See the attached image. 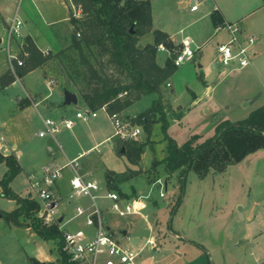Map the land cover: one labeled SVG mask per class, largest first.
Instances as JSON below:
<instances>
[{
    "label": "crops",
    "instance_id": "crops-1",
    "mask_svg": "<svg viewBox=\"0 0 264 264\" xmlns=\"http://www.w3.org/2000/svg\"><path fill=\"white\" fill-rule=\"evenodd\" d=\"M31 1L36 6L37 0ZM150 1L154 30H160L167 33L174 45V49H180L182 42L186 38H190L193 41L194 49H200L197 51L195 58L192 61L184 63L178 67L177 71L163 87L162 100L165 104H168L171 107V111L176 114H181L182 117L184 115L183 106L179 104V99L181 97L188 99L190 96V100L192 99L191 105L200 103L204 97H207L213 91V88H211L213 82L216 80H223L228 75L239 78V83L245 89V94L242 98V103H245V107L254 105L251 111H248V116L253 111L264 105V47L261 40L254 37L256 39L255 43L250 47V64L234 73L225 69L217 58L214 62H209L206 50L208 49V46L213 45L216 53V49L219 44L227 43L230 40V33L225 28V25L228 24L239 25L243 32L241 38L242 40H244L247 36H252L250 34H246L242 26L245 20L264 9V0H201L200 2L199 0H194L193 3L191 0H163L165 3L168 1V3H171L172 5L175 4L176 8L181 10L191 6L190 10L192 14L200 12L199 7L196 11H192V7L195 3L198 5L202 4L203 10L201 11L200 16L190 18L155 17V7L157 6V3L156 0ZM5 2L15 3L16 5L15 9H11V7L6 5L5 9L7 13L12 14L18 9L16 1L9 2L5 0ZM23 2L24 0L22 3ZM65 2L68 5V2ZM22 3L19 7V16ZM70 4H72L71 0ZM35 8L38 14L37 17H40L39 19L42 20L43 24L50 27L54 26L55 22H46L38 8ZM2 9L3 6L0 5V46L4 43L7 45L5 28L6 19L2 15ZM214 11L220 12L224 26L216 27L214 25L211 18ZM25 17L27 18L28 16L26 15ZM69 17L71 16L64 19L69 23L72 29ZM25 28L26 31H23V34H25L26 37H30L39 50L44 53L52 51L50 48L42 49L37 44L35 37H33L30 33L28 23H26ZM223 32L226 33V35H222ZM250 33L255 32L250 30ZM56 38L60 42V46H58V49L55 51L60 52L69 44V42L61 36L60 32H56ZM147 38L149 41L146 40ZM142 39L147 41L144 44L141 43L143 46L153 43L154 41L152 33L145 35ZM158 53H164L167 55L166 62H163L162 64L158 62L156 57L157 64L160 67H164L171 56L168 52L161 50H158ZM5 58L6 60H0V78L9 71L8 58L7 56ZM38 71L41 72L45 78V72L43 69L38 68L20 78L19 81H16L5 88H2L0 84V92L4 94L10 88L14 87L17 82L22 83L23 80ZM46 80L48 88H51L52 91L48 90L43 94L42 92L32 93L29 90H25L26 97L22 98L20 96H16L14 100L16 102L15 108L10 110V114L7 115L6 120H0V154L5 157L10 155L16 156L21 169L26 173L28 179L30 180V177L34 176L30 171L35 165L31 160V157L34 156L35 153L34 150L30 149L28 146H25L24 149L21 148V145H27V138H25V134L28 129L29 117L36 111H39L41 106L44 108V115L41 114V120L39 123L42 126V129L39 130V133L45 129L43 122L44 119L59 120L62 118H69L74 121V128L72 130H62L56 138L48 135L41 138L39 133L37 135L40 139L46 140L41 148L42 150L36 155L40 160L45 157V165L41 170V176L39 178L34 176V178L41 179L44 176V169L46 168L50 170H62V177L57 181L53 191L56 196L61 198V220L66 222L72 218L77 206L88 207L90 205L89 200L86 198L69 201V181L73 176V172L67 166L68 161L75 160L81 156L84 158L96 151L97 154L93 155L87 163H84L79 169V172L87 180L97 181L105 189L110 190L107 187V184L103 182L101 176L108 171H112L116 174H124L128 171L136 173L139 172V164L142 162L145 153L138 165L131 164L126 156H119L116 154V144L122 143L116 137L115 138L117 140L113 142L114 145L103 152L101 150V146L105 145L107 141H110L113 134L106 136L105 138V135L100 130V127H98L99 124H95L94 126H97L89 133V136L87 135L89 140L92 142L89 146H85L82 141L83 139H80V142L77 143V150L73 151L69 147L66 149L65 147L68 146L67 141L70 139V135L73 133L74 129L79 126V119L75 118L70 107L73 105L76 107L82 105V108H88L85 106L81 95L75 89L65 92L54 85L51 86L49 84L50 81L48 79ZM168 84H170V87H168ZM256 88L258 91L257 93L255 91ZM66 93L75 95L77 97V104H69L65 98ZM157 99L158 96L149 95L127 108L121 113V115L131 121L134 116L149 109L153 102ZM145 100H148V102L138 106V104H142ZM77 110L80 111L81 109L79 108ZM204 112L210 113L209 109H204ZM181 117L179 119H171L170 124L179 123ZM214 119H216L214 127L222 120H226L225 115H221L220 112L214 113ZM58 136H61L65 142L64 149L60 146ZM150 142L152 143L151 145H153L151 140ZM57 147L62 149V153L57 152ZM151 148H153V146ZM262 152H264V149L251 154L240 163L229 167L223 173H210L207 177L212 176L215 180V185L218 178L224 179L227 182V190L223 192L214 191V199L209 197L210 201H208V197L206 195L208 193H203L202 196L199 197L200 199L198 200L193 212L188 213L187 216L181 215L183 213L180 212H183L188 198L186 194L184 197L182 196L183 198L181 197V200L179 197L176 203L172 204L173 209H175L177 202L180 200V203L176 208L172 225L169 229V234L161 235L162 220L157 217L158 215H156L157 213L155 210L149 214L141 215V222H131L127 225L128 229H121V227H119V232L117 233L122 235V241L125 242V244H127L133 251L140 253V259L144 264H264V187L258 186L256 190H253L252 184H258L253 182L251 178L246 176L244 173L247 168L252 166L253 156L262 154ZM154 159L152 163L155 161ZM163 159L156 158V161H161ZM3 164L4 165L0 164L1 167L3 166L2 176L0 173L2 179L8 171V167L5 163ZM161 165L164 168V164ZM89 166L94 167L93 170L97 168L95 170H98V172L102 174H100L101 178H93L92 172L88 170ZM164 175V177H166V174ZM206 178L201 180H205ZM2 179L0 178V181ZM159 179L160 178L154 179V177H151L149 181L151 185H156L160 183ZM262 181L264 182V180H261L260 182ZM12 183L10 187L12 186ZM122 185H124V183ZM132 191L133 193L130 194V196H133L135 193L137 198L127 197L125 196V194H127L125 192L123 194L118 193L125 200L134 201L139 199L140 196L134 188ZM0 192L2 193L1 187ZM218 194L223 200L221 204H218L217 202ZM26 197H30L38 202V200L33 196L29 195ZM146 197L150 198V196ZM106 201L109 202L110 206L109 208L106 207L104 210H111V202L108 200ZM15 204L16 206L14 210L18 207L16 202ZM146 205L143 212L146 210ZM156 205L157 203L154 202V206ZM14 210L10 211L9 209L0 208V242L3 239L6 240V244L3 245L4 249L3 247L1 248L5 253L7 249H10L6 256L0 257V264H11L10 255L16 253V251L22 254L24 261L27 264H32L31 259H35L40 264H57L61 256L55 241V249L58 252V256L55 259L52 257L48 258L44 254L40 255L33 250L28 252L25 246H28L32 241L34 242V240L36 241V238H39V236L30 227H28V225L15 226L5 222L1 213H9ZM179 213L180 216H178ZM111 215L119 219L126 218H120L113 212H111ZM116 226H121L118 221H116ZM108 227L112 231H115V229H112L111 225L108 224ZM67 228L69 230L77 228L87 229L83 219L70 222L67 225ZM141 229H149L151 231L150 238L152 237L160 243V248L158 250H153L148 246V239L135 237V233ZM155 231L159 233L158 236L153 235ZM130 232L131 237L135 238V241L137 240L135 242V246L137 247H133L134 245L132 242L124 240L125 237H128ZM39 239L42 240L41 238Z\"/></svg>",
    "mask_w": 264,
    "mask_h": 264
},
{
    "label": "trees",
    "instance_id": "trees-1",
    "mask_svg": "<svg viewBox=\"0 0 264 264\" xmlns=\"http://www.w3.org/2000/svg\"><path fill=\"white\" fill-rule=\"evenodd\" d=\"M71 1L76 10L81 12L79 18L71 15L70 22L74 27L71 45L56 55L49 52L46 54L39 50L30 37H26L20 53L24 63L22 66H16L18 77L22 78L38 68H43L54 57L72 51L79 58L78 61H72V83L89 110L106 108L110 115L122 113L143 98L156 95L158 99L152 106L134 116L131 122L141 126L149 136L155 124H160L164 133H167L170 120L179 119L181 114L169 115L171 107L163 102L162 93L163 87L178 67L172 58L168 59L164 67L157 64L158 47L163 45L171 51L174 45L167 33L153 29L151 1ZM211 18L216 27L224 26L219 11H214ZM149 33L153 34V43L141 46V39ZM88 53L97 56L95 64L90 60ZM14 82L16 77L10 69L0 78L2 88ZM165 139L168 141L167 155L161 161H154L153 167L164 164L166 181L177 177L183 191L186 176L190 171L204 179L212 172L223 173L251 154L264 149V105L242 121L232 123L222 120L215 126L214 136L208 139L193 135L182 145L167 136ZM149 143L150 140L122 142L119 156H126L131 164L138 165ZM0 163H5L8 167L7 173L0 181L2 195L14 200L18 205L12 212L1 213L5 222L15 226L28 225L42 240L55 241L61 256L57 264H71L62 250L61 231L56 225H44L37 218L39 203L30 197L19 196L10 187L22 171L16 156L5 157L0 154ZM128 179L130 178L127 172L116 174L108 171L106 184L110 190L123 194L119 186ZM179 203L180 200L177 205ZM31 262L40 264L35 259H31Z\"/></svg>",
    "mask_w": 264,
    "mask_h": 264
},
{
    "label": "rangeland",
    "instance_id": "rangeland-1",
    "mask_svg": "<svg viewBox=\"0 0 264 264\" xmlns=\"http://www.w3.org/2000/svg\"><path fill=\"white\" fill-rule=\"evenodd\" d=\"M68 2V5L66 2ZM37 0L36 6L33 4L31 0H24V2L21 5L20 10V19L24 23L23 31H26V23H28V28L30 30V33L33 37H35V40L37 41V44L42 48H50L52 51H49L52 55H56L59 52H56L55 50L58 49V46H60V42L56 38V32H60L61 36L64 37V39L68 40L69 44L65 46L63 49H67L71 45L72 35L74 32V27L72 26V29L69 25V23L64 19L68 16L74 15L78 16V12L74 10V7L72 4H70V0ZM192 3L194 0H191ZM201 0H199L200 2ZM157 6L155 7V17H199L201 14V11L203 10V6L198 5L200 12L196 14H192L189 6L186 9H178L176 8V5H172L171 3H165L163 0H156ZM196 4V3H195ZM0 5L3 6L2 9V15L4 18L11 19L13 18V14L7 13L5 6L8 5L11 7V9H15V3H7L5 0H0ZM41 12L42 16L44 17V20L46 22H55L54 26L50 27L48 25L43 24L42 20H40V17H37V10L36 8ZM71 7V8H70ZM71 12V15H70ZM27 18L25 17L26 15ZM71 19V17H69ZM79 18V17H77ZM70 22V20H69ZM71 23V22H70ZM5 28H6V36H7V25L5 21ZM243 29L245 30L246 34H250L253 37L258 38L262 41L263 47H264V9L256 13L255 15L251 16L247 20L244 21ZM250 30H253L255 33H250ZM72 32V33H71ZM222 35H226V33H222ZM70 38V39H69ZM26 35L23 34V41H25ZM149 41V39H146ZM141 39L140 45L143 46L144 43L147 41ZM143 43V44H141ZM19 43L17 41H13L11 43V49L14 53H19L21 51V48L18 45ZM214 46L210 45L208 46L207 50V56L209 62H214L217 58V55L214 51ZM172 51V50H171ZM47 53V52H45ZM7 56V45L4 43L2 46H0V60L5 59ZM88 56L90 60L95 64L97 60V56L95 54H89ZM76 60L78 61V55L72 51H66V54L64 55H58L51 59L49 62H47L44 67L42 68L45 72V78L49 81L54 82V86L60 88L61 90L65 91H72L75 89L77 92L78 90L74 87L73 83V71L71 69L72 61ZM157 60L160 64L163 62L165 63L167 60V55L164 53H158L157 54ZM7 62V61H6ZM76 64H78L76 62ZM110 73V72H109ZM44 78V76L41 74V72H35L28 78L21 82H17L16 85L12 88H10L8 91H6L4 94L0 92V120L4 121L7 119V115L10 114V110H13L16 106L15 97H26L25 90H29L32 93L35 92H42L43 94L46 93L48 90L52 91L51 88H48L47 86V80ZM239 78L236 76L228 75L223 80H216L213 82L212 87L213 91L207 96L204 97L203 100L200 103L191 105L192 99L190 100V96L188 99L181 97L179 100V104L183 106V112L184 115L181 117L179 123H171L169 128L167 129V133H164L162 127L160 124H155L152 128V132L150 136L146 133L141 134L138 141H148L149 139L153 142H150L146 148V152L144 154L142 162L140 165V171L137 173H132L130 171L127 172L128 179L124 185L120 184V191L122 193H127L125 196L127 197H133L137 198L136 194L134 193L133 196H130V194L133 193V188L137 192V194L141 197L150 196V198H144V202H146V210L142 212L141 215L149 214L156 211L157 217L162 220L161 223V235L169 234V229L172 225L176 208L173 209V205L175 204L177 199L180 197V200L184 197L186 194L187 196V204L183 209V213L181 215L187 216L188 213H192L195 206L198 203L199 197L202 196L203 193L206 194L208 197V201H210L209 197L213 198V192L216 191H226L227 190V182L222 179L218 178L215 180L212 178V176L207 177L205 180H201L197 174L193 171H190L186 176V183L184 190L181 191V184L177 177H173L169 182L166 181V177H164V168L162 165L158 166L157 168L153 167V159L156 161L157 159H163L167 155V145L168 141L165 139L166 136L175 140L177 144L182 145L185 142H187L193 135H201L203 139H208L215 134V127L214 123L216 122V119H214V113L220 112V114L225 115V119L229 120L230 122H238L246 119L248 117V111H251L254 105H251L249 107H245V103H242V98L244 97V91L245 89L242 87V85L238 81ZM255 90V89H253ZM256 93L257 88H256ZM148 100H145L142 102L143 105L147 103ZM165 103V102H164ZM169 106L168 104H166ZM137 106V107H138ZM136 107V108H137ZM81 109L80 111H86L87 109L82 108V105L76 107L73 105L70 107L71 111H73V114L75 116L77 109ZM204 109H209L210 113H205ZM170 116L174 115L175 112L171 111L168 112ZM41 114L44 115V108L41 106L39 108V111H36L29 117V124L28 129L25 134V138H27V145H21V148L24 149L25 146H28L30 149L34 150L35 155L31 157L32 162L35 164L31 169V173L36 177L39 178L41 176V170L43 168L45 157H43L42 160L38 159L36 156L38 152H40L45 143L46 140L40 139L37 135L39 133V130L42 129V126L39 124L41 120ZM77 122V120H76ZM95 124H99L98 127H100V130L102 133L106 136H110L113 134L110 141H107L105 145L101 146V150L105 152L109 147L113 146L117 139L114 136V130L111 125V121L109 119L108 114L106 111L101 110L95 119H89L88 121L79 120V126L76 127L73 131V133L70 135V139L67 141L68 146L65 147V142L61 136H58V141L60 143V146L64 149V147L67 149L68 147L71 150H77V143L80 142V139L83 141L85 146H89L92 142L89 140L87 135L89 136V133L94 130V128L97 126H94ZM103 137V138H104ZM121 142V141H120ZM121 144H116L115 146V152L117 155H119ZM153 146V148H151ZM65 149V150H66ZM57 152L62 153V149L60 147H57ZM97 154V152H93L92 154H89L85 156L84 158L79 160L80 168L83 166L84 163H87L93 155ZM119 158V157H118ZM1 165H4L3 163H0ZM6 165V164H5ZM92 172V177L97 179L101 178L103 182H106V175L107 172L102 175L98 172V170H93L94 167L89 166L88 167ZM2 169L3 166H0V173L2 176ZM88 171V172H90ZM155 172V175H154ZM246 176L250 177L251 180L256 184H252L253 190H256L258 186L264 187V182H260L261 180H264V152L262 154H258L256 156H253L252 158V166L250 168H247L244 172ZM100 174L102 175L100 177ZM154 175V176H153ZM0 178L2 179V177ZM151 177L160 178V183L156 185H151L150 179ZM118 179V178H116ZM260 182V183H258ZM12 189L14 192L19 194L20 196H33L36 197L35 192L31 188V182L28 179L26 173L22 170V172L16 177L14 182L12 183ZM186 192V193H185ZM120 193V192H119ZM211 193V194H210ZM180 194V196H179ZM183 196V197H182ZM182 197V198H181ZM154 202L157 203L156 206H154ZM218 204H221L223 200L221 199L220 195L218 194L217 197ZM90 203V202H89ZM98 203L103 209V216L105 218V222L112 226V229H115L113 232H119V227L121 229H128L127 225H129L131 222H141L142 216L141 215H132L128 216L124 219H119L116 217H113L111 215V210H104L106 207L109 208L110 204L104 199L98 200ZM16 204L14 200L5 198L2 193L0 192V208L2 209H9L14 210ZM11 208V209H10ZM180 213L178 216H180ZM177 216V219H178ZM116 221L119 222L121 226H116ZM154 236H158L159 233L155 231L153 233ZM124 240H128V242H132L133 247L135 246V238L131 237V232L129 233L128 237H125ZM6 244V240H2L0 242V257H4L7 255V252L10 249H7L6 253L2 251L3 245ZM58 246V245H57ZM56 245L54 241L44 242L40 240L39 238H36V241H32L28 246L26 245L25 248L28 250V252H31L32 250L37 252L40 255H46L48 258H56L58 256V252L55 249ZM7 248V247H5ZM139 248V246H138ZM4 249V247H3ZM9 254V253H8ZM11 264H27L24 261V258L21 253H16L10 255Z\"/></svg>",
    "mask_w": 264,
    "mask_h": 264
},
{
    "label": "built area",
    "instance_id": "built-area-1",
    "mask_svg": "<svg viewBox=\"0 0 264 264\" xmlns=\"http://www.w3.org/2000/svg\"><path fill=\"white\" fill-rule=\"evenodd\" d=\"M7 1H16L18 4V9L14 12L13 18L6 20V25L9 69L15 75L16 81H19L16 66H22L24 63L20 58V53L25 43L23 41L24 23L19 16V7L23 0ZM197 8L198 4L196 3L192 7V11H196ZM74 10H76L75 7ZM76 11L79 14L77 17H80L81 12ZM225 28L230 33V40L227 43L219 44L216 54L221 65L234 73L250 64V47L254 45L256 39L247 36L242 40L243 32L238 24H228L225 25ZM78 37H80V34H78ZM13 41L19 43L21 48L19 53L12 52L11 43ZM158 50L168 52L175 66L180 67L184 63L192 61L200 49H194L193 41L186 38L180 49L170 51L165 46L160 45ZM49 84L53 86L54 82L50 81ZM168 87H170V84H168ZM101 110L106 111V108ZM101 110L78 111L75 118L88 121L96 118ZM108 116L114 128V136L121 142L138 140L143 133L141 126L134 125L130 120L124 118L121 113L108 114ZM43 122L45 129L39 133L41 138L47 135L56 138L62 130H72L74 128V121L69 118L44 119ZM81 158L82 156L67 163V166L73 172V176L69 181L70 192L68 198L69 201L86 198L89 200L90 205L88 207L77 206L72 218L66 222L62 221L60 214L61 198L56 196L53 191L57 181L62 177V170L46 168L41 179H36L34 176L30 177L31 188L35 192V198L40 205L36 213L37 218L44 225H56L61 231L63 237L62 250L68 256V261L71 264H144L140 259V253H136L125 244L120 233L113 232L108 227L98 200L103 198L110 201L112 204L111 211L117 214L118 217L124 218L131 215H141L146 205L144 198L149 197H140L134 201L125 200L118 192L105 189L97 181L87 180L79 172V160ZM80 219L84 220L87 229L69 230L67 228L70 222ZM147 244L153 250L160 248V243L152 237L148 238Z\"/></svg>",
    "mask_w": 264,
    "mask_h": 264
},
{
    "label": "water",
    "instance_id": "water-1",
    "mask_svg": "<svg viewBox=\"0 0 264 264\" xmlns=\"http://www.w3.org/2000/svg\"><path fill=\"white\" fill-rule=\"evenodd\" d=\"M66 101L71 104H77V97L75 95H71L69 93H66L65 95ZM151 236V231L149 229H141L135 233V237H138L140 239H148Z\"/></svg>",
    "mask_w": 264,
    "mask_h": 264
}]
</instances>
